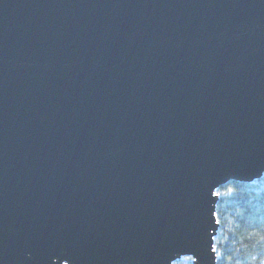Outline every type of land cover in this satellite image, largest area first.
<instances>
[{"label": "water", "instance_id": "water-1", "mask_svg": "<svg viewBox=\"0 0 264 264\" xmlns=\"http://www.w3.org/2000/svg\"><path fill=\"white\" fill-rule=\"evenodd\" d=\"M263 177L264 0H0V264H217Z\"/></svg>", "mask_w": 264, "mask_h": 264}, {"label": "trees", "instance_id": "trees-1", "mask_svg": "<svg viewBox=\"0 0 264 264\" xmlns=\"http://www.w3.org/2000/svg\"><path fill=\"white\" fill-rule=\"evenodd\" d=\"M217 264H264V177L229 182L217 191ZM174 264H193L190 257Z\"/></svg>", "mask_w": 264, "mask_h": 264}]
</instances>
